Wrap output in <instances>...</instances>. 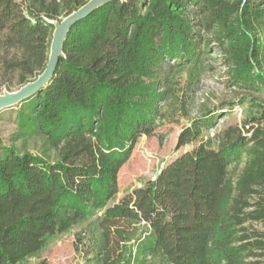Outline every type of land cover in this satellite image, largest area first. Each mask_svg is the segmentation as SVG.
Instances as JSON below:
<instances>
[{"label": "trees", "instance_id": "1", "mask_svg": "<svg viewBox=\"0 0 264 264\" xmlns=\"http://www.w3.org/2000/svg\"><path fill=\"white\" fill-rule=\"evenodd\" d=\"M87 1L0 0L5 79L21 87L35 80L49 59L50 21ZM214 41L236 85L264 86V0H116L71 27L51 83L16 106L17 129L9 145L0 144V264L33 256L47 236L100 209L110 224L145 222L136 261L150 255L156 264H264V227L254 228L264 226V100L243 127L219 133L217 147L203 140L107 206L136 141L163 116L170 61L199 62ZM213 124L214 117L193 120L180 147ZM30 140L42 154L27 148ZM244 156L233 179L229 167Z\"/></svg>", "mask_w": 264, "mask_h": 264}, {"label": "rangeland", "instance_id": "2", "mask_svg": "<svg viewBox=\"0 0 264 264\" xmlns=\"http://www.w3.org/2000/svg\"><path fill=\"white\" fill-rule=\"evenodd\" d=\"M224 51L217 42L210 47L196 63L179 64L170 61L168 69V98L159 108L161 118H155V129L150 136L142 135L136 141L134 150L119 171L117 195L107 206L112 207L137 188L145 187L156 179L168 163L182 153L192 151L203 140H212L218 146L216 136L229 126H244V122L256 116L259 108L256 101L264 100V86L249 90L236 85L230 77L229 64L224 60ZM21 87L17 78L5 79L0 68V94L5 89ZM17 107L0 112V144L9 145L17 129ZM200 117H214L213 127L202 128V136L195 142L180 147L179 137L183 130L191 127L193 120ZM247 133V131H245ZM23 150L22 142L16 143ZM27 148L42 154L39 142L30 140ZM52 160L57 159L55 151L48 152ZM246 157L240 163L231 164L229 171L233 179L241 174ZM106 209H100L90 218L75 224L65 232L47 236L44 248L18 264H156L150 255L135 259V245L148 228L145 222L133 223L127 219L107 223ZM263 224L254 228L263 229ZM133 252V257L131 253ZM264 260V257L262 258Z\"/></svg>", "mask_w": 264, "mask_h": 264}, {"label": "water", "instance_id": "3", "mask_svg": "<svg viewBox=\"0 0 264 264\" xmlns=\"http://www.w3.org/2000/svg\"><path fill=\"white\" fill-rule=\"evenodd\" d=\"M115 1L116 0H88L84 6L73 11L61 20H51L50 23L54 27L52 34L53 39L45 70L40 73L35 80L27 82L24 86L17 90L5 89L3 93L0 94V112L22 104L26 98L40 93V91L45 89L51 83L50 81L55 75L60 59L65 57L63 47L68 38V33L71 27L76 23L85 20L86 17L100 9V7ZM118 1L126 2L127 0Z\"/></svg>", "mask_w": 264, "mask_h": 264}]
</instances>
